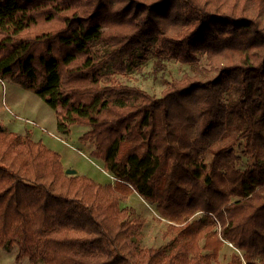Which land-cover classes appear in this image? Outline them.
I'll return each instance as SVG.
<instances>
[{
	"label": "trees",
	"instance_id": "obj_1",
	"mask_svg": "<svg viewBox=\"0 0 264 264\" xmlns=\"http://www.w3.org/2000/svg\"><path fill=\"white\" fill-rule=\"evenodd\" d=\"M189 65L158 95L136 63ZM88 129L114 183L0 122V249L29 264H264V0H0V80ZM135 192L165 223L142 247ZM225 243L236 251L222 263Z\"/></svg>",
	"mask_w": 264,
	"mask_h": 264
},
{
	"label": "rangeland",
	"instance_id": "obj_2",
	"mask_svg": "<svg viewBox=\"0 0 264 264\" xmlns=\"http://www.w3.org/2000/svg\"><path fill=\"white\" fill-rule=\"evenodd\" d=\"M155 60L148 57L143 63H136L124 76L111 75V78L158 95L166 86V80L179 79L184 73L191 72L189 65L173 59H162L163 67L159 69ZM0 122L12 131H31L34 139L41 140L46 147L60 155L64 170L75 169L77 174H83L96 183H114L113 177L103 169L102 161L90 155L91 144L78 139L88 129L87 126L74 125L68 134L58 132L55 111L35 93L9 79L0 80ZM121 205L134 207L136 216L146 219L141 229L142 247H156L165 242L163 232L166 225L158 221L153 204L133 192ZM234 251L236 249L231 244L225 243L220 251V261L226 262ZM15 252L16 248L0 249V264H29L26 258L16 262Z\"/></svg>",
	"mask_w": 264,
	"mask_h": 264
},
{
	"label": "water",
	"instance_id": "obj_3",
	"mask_svg": "<svg viewBox=\"0 0 264 264\" xmlns=\"http://www.w3.org/2000/svg\"><path fill=\"white\" fill-rule=\"evenodd\" d=\"M65 173L66 174H75L76 173V170L75 169H66L65 170Z\"/></svg>",
	"mask_w": 264,
	"mask_h": 264
},
{
	"label": "crops",
	"instance_id": "obj_4",
	"mask_svg": "<svg viewBox=\"0 0 264 264\" xmlns=\"http://www.w3.org/2000/svg\"><path fill=\"white\" fill-rule=\"evenodd\" d=\"M76 174H77V172H76Z\"/></svg>",
	"mask_w": 264,
	"mask_h": 264
}]
</instances>
